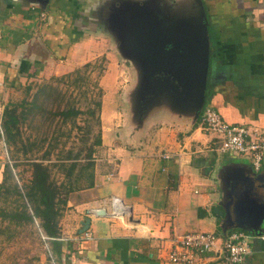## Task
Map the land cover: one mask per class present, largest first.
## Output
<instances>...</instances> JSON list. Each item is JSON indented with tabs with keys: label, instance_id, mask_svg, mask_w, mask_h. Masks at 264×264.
Returning <instances> with one entry per match:
<instances>
[{
	"label": "crops",
	"instance_id": "1",
	"mask_svg": "<svg viewBox=\"0 0 264 264\" xmlns=\"http://www.w3.org/2000/svg\"><path fill=\"white\" fill-rule=\"evenodd\" d=\"M102 1L0 0V117L24 84L56 72L53 57L71 53L67 42L94 40L91 16H98ZM202 2L210 40L203 108L212 107L225 121L256 127L264 135V0ZM115 74L107 70L100 79L102 152L95 157V183L69 193L59 219L60 257L50 244L48 252L59 264H180L169 261L168 254L181 234L222 235L238 229L233 225L245 194L235 169L241 168L264 197V153L261 168L254 170L247 157L246 163L242 155L218 152L217 137L200 123L202 111L194 118L162 105L137 127L127 87L122 93L113 86ZM106 79L111 87L105 86ZM217 153L229 154L222 169ZM6 154L0 135V184ZM114 198L127 207L126 215L90 214L87 230L78 233L86 209L109 211ZM262 228L255 235H264ZM249 246L240 264H264V239L253 237ZM200 255L198 264H234L220 251Z\"/></svg>",
	"mask_w": 264,
	"mask_h": 264
},
{
	"label": "trees",
	"instance_id": "2",
	"mask_svg": "<svg viewBox=\"0 0 264 264\" xmlns=\"http://www.w3.org/2000/svg\"><path fill=\"white\" fill-rule=\"evenodd\" d=\"M90 65L86 62L81 68L56 77L68 81L64 90L46 82L34 93H26L25 98L7 101L0 117V135L12 161L6 159L0 184V234L6 229L4 222L15 228L36 226L57 258L61 254L57 241L59 219L67 197L70 192L94 185L95 153L102 143L101 99H90L85 109L73 104L74 89L84 87L90 91V77L82 76V69ZM29 90L27 85L25 91ZM81 114L86 116L83 119L85 132L83 137L69 144L70 131L75 127L82 129L76 121ZM24 125L32 130L27 137L22 135ZM43 125L46 128L43 129ZM65 125H70L67 130H64ZM95 125L97 131L92 138ZM21 162L28 166L30 175L19 183L13 169ZM12 236L9 231V237Z\"/></svg>",
	"mask_w": 264,
	"mask_h": 264
},
{
	"label": "water",
	"instance_id": "3",
	"mask_svg": "<svg viewBox=\"0 0 264 264\" xmlns=\"http://www.w3.org/2000/svg\"><path fill=\"white\" fill-rule=\"evenodd\" d=\"M109 10L104 23H112V33L121 43L120 51L141 70L139 84L132 95L127 94L137 127L162 105L199 117L205 103L210 58L208 20L202 0H193L189 11L167 19L161 0H117ZM234 172L236 182L242 180L245 197L238 203L233 227L258 234L264 224V197L254 191L253 180L241 168ZM214 212L223 214L219 208ZM85 213L78 233L87 230L88 215L109 214L105 207L89 208Z\"/></svg>",
	"mask_w": 264,
	"mask_h": 264
},
{
	"label": "rangeland",
	"instance_id": "4",
	"mask_svg": "<svg viewBox=\"0 0 264 264\" xmlns=\"http://www.w3.org/2000/svg\"><path fill=\"white\" fill-rule=\"evenodd\" d=\"M105 1L106 4H104L105 2L100 3V10L97 11L96 9L98 16H91L93 22L96 23V31H92L91 33V35L94 37V40L81 38L80 40L82 41H79V43L76 42V39L73 41V43L67 42L66 46L68 45L67 48L71 53H68L69 55L66 56V51H64L65 53H57L53 57V60H55L54 63L56 62L57 66L59 65L58 68L53 69L56 72L53 73L52 71L53 74L47 72L45 76L43 75L41 77H37L36 79L34 78L30 82H27L20 89H18L19 91L12 94L10 100L16 101L25 98L26 93H34L39 85H42L46 82L56 85L58 88L64 90L65 87H67L68 81L66 79L64 80L56 77L70 73L76 68H81L86 62H90L91 65L86 69H82V76L90 77L91 82L88 83L90 85L88 86V88L90 87V91L84 89V87H81L78 90H76L77 88L74 89L73 104L80 107L81 109H85V106L90 99H102L103 88L100 84V79L103 74L107 72V70L110 74L116 72V74L113 76L116 78L113 80V86H116L118 90L122 89V93L124 91V87H127L126 91L132 95L133 91L139 84L141 70L135 62L129 61V59L125 57L120 51L121 43L120 40L116 38L115 34L112 33V23H104L105 16H109V9L117 0ZM192 1L193 0H161V9L165 14V19L173 17L175 13H185L189 11L192 6ZM108 79L105 81V86L111 87L109 83L110 80ZM94 81H96L95 83H97L98 86H94ZM27 85L30 86V90L28 92L25 91V87ZM99 88L101 89V92H99ZM70 90L72 89L70 88ZM98 92L100 94H98ZM127 92L125 93L127 94ZM28 98H30V96H28ZM85 117L86 116L84 114H81L76 118L77 124L81 126L82 129L75 127L70 131V136L68 139L69 144H71L72 141H77L78 138L83 137V132H85L83 128L85 124L83 119ZM65 126L64 130H67L70 125H67L66 127ZM44 128H46V125H43V129ZM21 131L24 137L29 136L32 132V130L26 125L22 126ZM96 131L97 126L95 125L92 128V138L94 137ZM112 135L113 133L108 134L106 140H109L110 142V136ZM62 137V139L65 140L66 135ZM99 147L97 148L95 157H98L102 152ZM8 154L9 153L7 151V157L9 158L10 154ZM228 155L229 154L217 153L219 164L218 168L222 169V166L227 163L224 161V156ZM234 155L239 156L238 154ZM245 157L246 156L243 157L244 160L242 161L247 163ZM9 162L11 163L12 161L10 160ZM13 171L15 174V179L19 178V183H22L24 180L28 179L30 175L28 166L22 162L20 165L15 167ZM216 172H218V169H216ZM1 204L2 203H0V205ZM3 226H5L6 229H4V233L0 234V264H59L55 257L52 258L50 256V253L48 252V243H46L44 236L39 233L36 226H23L15 228L13 225L8 226L7 222H4ZM9 231H12V237H9Z\"/></svg>",
	"mask_w": 264,
	"mask_h": 264
},
{
	"label": "built area",
	"instance_id": "5",
	"mask_svg": "<svg viewBox=\"0 0 264 264\" xmlns=\"http://www.w3.org/2000/svg\"><path fill=\"white\" fill-rule=\"evenodd\" d=\"M200 123L218 139L217 151L246 156L254 170H259L263 161L264 135L256 127L229 123L212 107L202 109ZM167 157V154L163 155ZM6 159L9 160L6 154ZM109 214L114 217L126 215L127 207L119 199L112 200ZM137 227V226H136ZM142 228V226H140ZM139 227V229H140ZM264 235L234 229L217 235L211 231H191L181 234L168 254L169 261L180 264H198L202 253L220 251L226 262L240 264L250 252L249 242L253 237Z\"/></svg>",
	"mask_w": 264,
	"mask_h": 264
}]
</instances>
